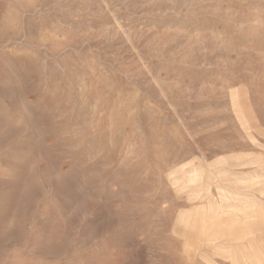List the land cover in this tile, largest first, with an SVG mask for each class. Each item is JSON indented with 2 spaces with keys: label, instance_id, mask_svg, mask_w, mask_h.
<instances>
[{
  "label": "rangeland",
  "instance_id": "374dc122",
  "mask_svg": "<svg viewBox=\"0 0 264 264\" xmlns=\"http://www.w3.org/2000/svg\"><path fill=\"white\" fill-rule=\"evenodd\" d=\"M0 264H264V0H0Z\"/></svg>",
  "mask_w": 264,
  "mask_h": 264
},
{
  "label": "bare ground",
  "instance_id": "6f19581e",
  "mask_svg": "<svg viewBox=\"0 0 264 264\" xmlns=\"http://www.w3.org/2000/svg\"><path fill=\"white\" fill-rule=\"evenodd\" d=\"M252 124V123H251ZM208 171V170H207ZM198 217V216H197Z\"/></svg>",
  "mask_w": 264,
  "mask_h": 264
}]
</instances>
